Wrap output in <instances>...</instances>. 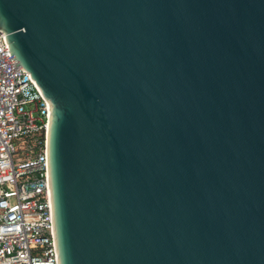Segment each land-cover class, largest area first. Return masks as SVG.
Returning a JSON list of instances; mask_svg holds the SVG:
<instances>
[{
	"label": "water",
	"instance_id": "water-1",
	"mask_svg": "<svg viewBox=\"0 0 264 264\" xmlns=\"http://www.w3.org/2000/svg\"><path fill=\"white\" fill-rule=\"evenodd\" d=\"M1 32L57 264H264V0H0Z\"/></svg>",
	"mask_w": 264,
	"mask_h": 264
},
{
	"label": "built area",
	"instance_id": "built-area-1",
	"mask_svg": "<svg viewBox=\"0 0 264 264\" xmlns=\"http://www.w3.org/2000/svg\"><path fill=\"white\" fill-rule=\"evenodd\" d=\"M49 106L0 33V264H57L48 178Z\"/></svg>",
	"mask_w": 264,
	"mask_h": 264
}]
</instances>
